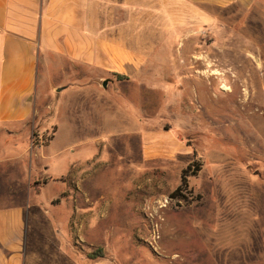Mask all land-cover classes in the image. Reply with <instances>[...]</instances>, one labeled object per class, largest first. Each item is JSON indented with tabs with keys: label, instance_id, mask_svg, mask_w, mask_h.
Masks as SVG:
<instances>
[{
	"label": "rangeland",
	"instance_id": "1",
	"mask_svg": "<svg viewBox=\"0 0 264 264\" xmlns=\"http://www.w3.org/2000/svg\"><path fill=\"white\" fill-rule=\"evenodd\" d=\"M258 2L236 15L206 9L210 20L169 29L135 82L117 78L116 86L94 82L53 93L41 68L44 118L14 138L0 136V162L15 158L7 176L0 163V209L23 219L26 233L48 227L58 255L70 253L76 264H264V0ZM217 71L224 75L209 77ZM250 74L256 85L246 98ZM69 78L49 76L57 85ZM145 101L152 110L161 106L150 121ZM147 125L171 129V143L188 152L146 160ZM146 140L153 150L162 138ZM35 164L50 167L42 191L48 179ZM183 176L189 186L177 199ZM24 205L38 208L39 217H24ZM12 223L9 217L4 224L9 235ZM43 251L37 264H56Z\"/></svg>",
	"mask_w": 264,
	"mask_h": 264
},
{
	"label": "crops",
	"instance_id": "2",
	"mask_svg": "<svg viewBox=\"0 0 264 264\" xmlns=\"http://www.w3.org/2000/svg\"><path fill=\"white\" fill-rule=\"evenodd\" d=\"M258 3V0H0V136L14 138L26 132L32 120L44 118L47 106L38 88L41 68L49 74L47 80L53 93L58 89L61 92L87 88L94 82L100 88L105 82L116 86L121 83L118 75L135 82L141 77L153 43L162 44L169 29L178 30L192 20H210L213 15L206 9H222L236 15L246 13ZM52 72L69 76L71 81L57 85L49 79ZM89 79L92 82L82 83ZM146 104L147 101L141 106L149 121L160 115L161 106L152 110ZM147 128L148 125L141 132L146 160L173 158L188 152L184 145L171 143L168 138L171 129ZM55 132L58 133L57 129ZM56 136L53 134L50 140L55 141ZM149 136L162 138L153 150L149 147L154 142L146 140ZM14 159L0 162L6 165L1 173L7 176ZM34 168L48 179L39 187L42 191L52 179L50 167L44 165L41 171L35 164ZM37 209L24 205L21 213L37 218ZM9 217L13 219L10 235L4 226ZM16 217L15 213L10 215L8 210L0 209V264H37L40 251L49 252L50 248L49 256L56 264H76L70 253L58 255L51 244L53 237L46 233L48 227L26 233L25 222ZM25 246L29 250L25 251Z\"/></svg>",
	"mask_w": 264,
	"mask_h": 264
},
{
	"label": "bare ground",
	"instance_id": "3",
	"mask_svg": "<svg viewBox=\"0 0 264 264\" xmlns=\"http://www.w3.org/2000/svg\"><path fill=\"white\" fill-rule=\"evenodd\" d=\"M241 67H243V66H241ZM248 69V68H247ZM247 69H245L246 71H247ZM248 74V73H247ZM224 74L223 73H221V72H219V71H217V72H213V73H210L209 74V77L210 78H212V77H214V78H220L221 76H223ZM238 75V74H237ZM242 75H244V74H242ZM253 75V74H252ZM251 74L250 75H248V79H244V88H243V95L247 98L248 97V95L250 94V92H251V89L256 85V82H255V77L254 76H252ZM236 79H237V77H236ZM221 89L223 90V91H226V92H228V93H230V92H233V87H230V86H228V84H224V85H222L221 86Z\"/></svg>",
	"mask_w": 264,
	"mask_h": 264
},
{
	"label": "trees",
	"instance_id": "4",
	"mask_svg": "<svg viewBox=\"0 0 264 264\" xmlns=\"http://www.w3.org/2000/svg\"><path fill=\"white\" fill-rule=\"evenodd\" d=\"M118 78H120V79H124V78H126L125 76H122V75H118ZM192 167H195V165L193 166H189L188 168H187V170L185 171V173L187 174L190 170H193L192 169ZM201 170V168L200 167H197L196 169H195V171L193 172L194 173V175H196L197 174V172H199ZM188 178L189 177H187V176H183V178H182V184L180 185V187H178L177 189H176V191L173 193V196L174 197H176L177 199H181V197H184V195H180V192H182L183 190H184V188H187L189 185V181H188ZM39 192V191H38ZM60 199H57L56 201L58 202Z\"/></svg>",
	"mask_w": 264,
	"mask_h": 264
},
{
	"label": "water",
	"instance_id": "5",
	"mask_svg": "<svg viewBox=\"0 0 264 264\" xmlns=\"http://www.w3.org/2000/svg\"><path fill=\"white\" fill-rule=\"evenodd\" d=\"M107 83H104V85H106ZM61 89H58V91H60Z\"/></svg>",
	"mask_w": 264,
	"mask_h": 264
}]
</instances>
